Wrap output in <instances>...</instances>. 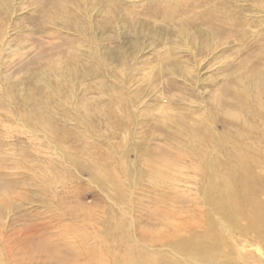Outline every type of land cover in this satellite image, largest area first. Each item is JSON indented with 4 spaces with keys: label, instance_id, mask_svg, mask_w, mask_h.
<instances>
[{
    "label": "rangeland",
    "instance_id": "1",
    "mask_svg": "<svg viewBox=\"0 0 264 264\" xmlns=\"http://www.w3.org/2000/svg\"><path fill=\"white\" fill-rule=\"evenodd\" d=\"M260 114L264 0H0V264L264 254L212 202Z\"/></svg>",
    "mask_w": 264,
    "mask_h": 264
},
{
    "label": "bare ground",
    "instance_id": "2",
    "mask_svg": "<svg viewBox=\"0 0 264 264\" xmlns=\"http://www.w3.org/2000/svg\"><path fill=\"white\" fill-rule=\"evenodd\" d=\"M261 115V114H260ZM257 120H261L264 125V117L256 116ZM247 155H237L240 163V170L232 169L226 183V194L224 196L214 195L212 196V202L217 204V208L221 211L227 219L235 220L238 218V226L243 225L240 228L243 235L247 234L245 230H251L254 233L252 240L264 243V188L261 183L264 180L258 178L250 169ZM235 209V210H234ZM234 210V211H232ZM117 246H124L127 244V240L119 236L116 238ZM218 246V245H217ZM216 246V247H217ZM181 247V246H180ZM192 254H197L198 251L205 255V260L208 264H222L215 256L214 249L210 251L204 246H195ZM222 249V248H221ZM208 250V251H207ZM223 250V249H222ZM261 250L257 248V251ZM152 248L148 249H125V253L121 258H115L114 264H178L172 257L159 255L153 252ZM187 252V251H186ZM235 252L238 255L243 256L241 264H264V254L258 256L255 251H241ZM174 255L178 253L173 252ZM181 254V253H179ZM189 264H196L194 256H189ZM181 258L185 260L183 254ZM246 260V261H245ZM56 264H61L60 262Z\"/></svg>",
    "mask_w": 264,
    "mask_h": 264
}]
</instances>
